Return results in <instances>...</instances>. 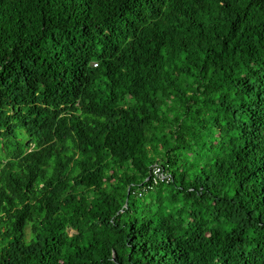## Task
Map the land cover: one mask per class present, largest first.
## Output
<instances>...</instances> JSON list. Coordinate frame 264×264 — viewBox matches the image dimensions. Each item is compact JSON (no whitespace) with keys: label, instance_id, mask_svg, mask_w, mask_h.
<instances>
[{"label":"trees","instance_id":"obj_1","mask_svg":"<svg viewBox=\"0 0 264 264\" xmlns=\"http://www.w3.org/2000/svg\"><path fill=\"white\" fill-rule=\"evenodd\" d=\"M0 264H264V0H0Z\"/></svg>","mask_w":264,"mask_h":264},{"label":"built area","instance_id":"obj_2","mask_svg":"<svg viewBox=\"0 0 264 264\" xmlns=\"http://www.w3.org/2000/svg\"><path fill=\"white\" fill-rule=\"evenodd\" d=\"M149 177L152 179L153 183L158 181H167L168 174L163 172V169L158 164H153L150 169Z\"/></svg>","mask_w":264,"mask_h":264},{"label":"rangeland","instance_id":"obj_3","mask_svg":"<svg viewBox=\"0 0 264 264\" xmlns=\"http://www.w3.org/2000/svg\"><path fill=\"white\" fill-rule=\"evenodd\" d=\"M73 232H74L73 230L68 229V233H69V234H71V233H73Z\"/></svg>","mask_w":264,"mask_h":264}]
</instances>
